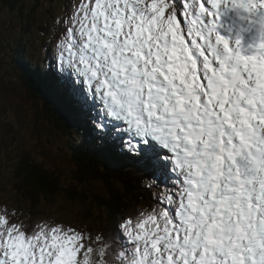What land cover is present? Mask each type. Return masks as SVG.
Wrapping results in <instances>:
<instances>
[{
	"label": "snow or ice",
	"instance_id": "1",
	"mask_svg": "<svg viewBox=\"0 0 264 264\" xmlns=\"http://www.w3.org/2000/svg\"><path fill=\"white\" fill-rule=\"evenodd\" d=\"M229 11L264 0H78L57 21L46 67L151 206L107 243L0 202V264H114L113 244L119 264H264V39L222 35Z\"/></svg>",
	"mask_w": 264,
	"mask_h": 264
},
{
	"label": "rangeland",
	"instance_id": "2",
	"mask_svg": "<svg viewBox=\"0 0 264 264\" xmlns=\"http://www.w3.org/2000/svg\"><path fill=\"white\" fill-rule=\"evenodd\" d=\"M77 3L78 0L76 3L72 0H39L37 5L27 6V8L34 7V11L37 12L34 16L36 22L31 27L30 34L26 33L29 41L27 49L35 59L30 60L25 58L23 52L15 46L18 31L15 34H8L11 25L17 27L19 24L18 13L8 12L0 2V60L3 62L0 68V202L10 208L15 205L13 210L18 211L20 218L26 223L39 218L70 220L80 228L90 231L94 237L99 236L104 239L107 238L105 235L112 232L116 236L120 223H116V227L112 230V225H109L110 210L99 207L97 198L107 196L106 190L108 191L112 185L113 177L128 173L133 176L130 181L135 183V188L132 184L129 191L135 196L136 202L145 198L150 203L142 202L137 207H128L122 214L126 218L130 214L135 215L138 209L150 207L149 194L145 191L147 184L145 171L131 162L103 151L99 148L98 141H95L94 134L85 139L86 144L78 143L77 139L81 136V132L73 120L81 121L77 116H73L72 112L69 114L72 115L73 120L66 115L68 104L57 95L54 101L58 105L57 108H53L55 112L51 108L47 109L48 101H42L40 97L34 96L30 91L32 89L29 90L20 79V74L32 68L29 63L36 65L38 62V66L47 69L48 61L41 58L44 52L41 40L42 38L50 40L48 35L52 36L54 31L63 25L57 24L53 32L49 31V26L70 15ZM28 4L31 5L30 2ZM226 18H231L230 12H226L220 21L222 35L233 39L238 36L243 37V45L250 51L261 41L259 29L258 32L254 30L248 38H244L245 34L241 35L242 32L240 33L236 28V23L230 27L224 26ZM40 26L47 32L39 33ZM7 81L9 84L4 87ZM29 158L39 175H44L46 172L53 173V179L57 178L55 177L57 175L63 185L72 186V201L68 199L69 196L63 194V191H50L48 196L38 191L35 207H31L30 202L15 187L21 180V177L16 176L18 167L28 164L31 173L30 163L26 162ZM22 161H25L24 164ZM42 163L45 166H41ZM61 169L66 175L61 174ZM39 184L40 180L36 186ZM65 186L63 187L67 188ZM116 191L119 192L118 189ZM90 194H93L95 199L91 200ZM77 198H81V201ZM107 239L113 240V235L111 238L108 236ZM113 246L114 251L110 258L116 264L118 260L115 256V248L119 249V247L116 244Z\"/></svg>",
	"mask_w": 264,
	"mask_h": 264
},
{
	"label": "trees",
	"instance_id": "3",
	"mask_svg": "<svg viewBox=\"0 0 264 264\" xmlns=\"http://www.w3.org/2000/svg\"><path fill=\"white\" fill-rule=\"evenodd\" d=\"M28 1L31 3V5L28 4L29 3ZM0 2L3 5L2 7L4 9H7L8 12L18 13V15H19V22L18 23L19 24L17 27L11 25V30L8 31V34H15L18 31V35L16 37L17 40L15 39L16 40L15 46L23 52V54L25 55V58H27V54H29V57L32 58L29 50L27 49V47L29 46V41H27L26 33L30 34V29L34 25V23L36 22V20L34 19V16L37 15V12L34 11V7H28L27 8V6H35V5H37V3H39V0H0ZM72 2L75 3V0H72ZM38 29H39V33H46L47 32L46 29L42 26H40ZM48 37H51V35H48ZM44 39L45 38H42L41 42L45 41ZM47 42H49V41H47ZM47 45L48 44H46V47L49 51L50 47H49V45L48 46ZM48 51L44 55V58L46 60L48 57ZM9 56L11 57V52H10ZM38 74L39 73L37 72V70H27V71H25L24 74L21 75L22 76L21 79L28 86L29 90L32 89L30 91L33 93L34 96L40 97L41 100L43 99L42 101H45V102L48 101V103H49L50 100H52V99H51L49 93L47 92V88L50 89V86L48 85L47 82H44L45 85L41 84L42 86H39V84L36 82L37 78L39 77ZM8 84H9V82L7 81V83L4 84L3 86L4 87L8 86ZM50 92L52 93V89H50ZM53 102L54 103L50 104L52 108H54V107H56V105H58L57 103H55V101H53ZM46 108L49 109L47 106H46ZM53 112H55L54 109H53ZM72 131H71V133H72ZM80 131H81V129H80ZM92 134L93 133L89 128V133L87 135L90 137V136H92ZM72 137H73V135H72ZM85 139H86V137L84 136V132L82 130L81 136L77 139V142L84 145V144H86ZM33 160L35 161V157H33ZM24 162L25 161H22V164H24ZM26 162L30 163L31 173H29L28 164H26L23 167H21V166L18 167L17 171H16V176L21 177V180H20L19 184L17 182L15 187L30 202L31 207H35L36 197L39 194V193H37L38 191H41L40 193L43 192L47 196H48V193H51L54 190H56V192H57V190L63 191L64 192L63 194L69 196L70 198H68V199L72 201V198H73L72 197L73 193H72V189H71L72 186L63 185L62 184L63 182L59 181V179H58L59 177L57 175L55 176L57 178L53 179L52 178L54 175L53 173H47L46 172V174H44V175H41V174L39 175L38 170L35 168V165H34L33 161L31 160V158H29ZM41 166H45V165L42 163ZM51 169L53 170V168H51ZM60 172L62 175L65 174L63 169H61ZM125 177H127V178H125ZM132 177L133 176L128 175V173H124V174L122 173V175H120V176L113 177L112 185L110 186L108 191L106 190L107 196L106 197L103 196L104 198H101V196H99L97 198V203H98L99 207L102 206L103 208L110 210L109 216H110L111 224H109V225L110 226L112 225V230L114 229V227H116V223L120 222L122 217H125L122 214V212L124 210H126L128 207H132V206L136 207L137 205H139L142 202H148L147 199H145V198H142L138 202H136L135 196L133 194L126 195L127 187L131 186L132 184L134 186V184H135V183L130 181L132 179ZM75 179H76V177L73 178V180H75ZM39 180H40V184L38 186H36V183ZM63 186H65L67 188H64ZM59 188H61V189H59ZM134 188H135V186H134ZM116 189H118L119 192H117ZM90 196L92 198L91 200L95 199V196L93 194H90ZM76 197H78V196H76ZM77 199L80 200L81 198H77ZM115 201H116V203H115ZM148 203H150V202H148ZM113 205H117V206H113ZM112 234H113V232H112Z\"/></svg>",
	"mask_w": 264,
	"mask_h": 264
},
{
	"label": "bare ground",
	"instance_id": "4",
	"mask_svg": "<svg viewBox=\"0 0 264 264\" xmlns=\"http://www.w3.org/2000/svg\"><path fill=\"white\" fill-rule=\"evenodd\" d=\"M252 15L253 14H250V13H247V17L248 18H252ZM259 15H264V13H259ZM237 17L240 19V20H244L245 19V16H243L242 14H237ZM234 21L235 20H231L230 22H227L226 23V26L227 27H230L233 23H234ZM224 26H225V20H224ZM260 39L262 40V39H264V37H260ZM49 52H48V57H47V60H49ZM27 57H28V54H27ZM36 65L38 66V62H36ZM51 72H53L52 70H51ZM51 75V74H50ZM39 86H42L41 84H39ZM50 89H54V85H51L50 86ZM60 93H61V91H60ZM50 95V97H51V99L54 101V97H53V95L52 94H49ZM65 98V97H64ZM43 100V99H42ZM49 100V99H48ZM52 100H50V102L48 103V106H49V109L51 108L52 110H53V108L51 107V103H54ZM65 101L68 103V106H69V108H68V111L66 112V115L69 117V118H71L72 120H73V118H72V115L73 116H78V114L76 113V109L74 108V106H73V104L71 103V101H70V99L66 96V98H65ZM25 105V104H24ZM56 105V104H55ZM56 107H57V105H56ZM70 112H72V115L70 116ZM74 122H75V124L78 126V128L79 129H81V131L83 130V132H84V136L86 137V138H88V133H89V128H86V126L84 125L85 123H83V122H79V121H75V120H73ZM80 131V132H81ZM72 185V184H71ZM146 192H148L147 190H145ZM112 235H113V237H115V234L113 233H111V234H108V235H105L107 238H108V236L111 238L112 237ZM107 238H104V239H102L104 242H107V243H111L112 242V240H110V239H107Z\"/></svg>",
	"mask_w": 264,
	"mask_h": 264
},
{
	"label": "water",
	"instance_id": "5",
	"mask_svg": "<svg viewBox=\"0 0 264 264\" xmlns=\"http://www.w3.org/2000/svg\"><path fill=\"white\" fill-rule=\"evenodd\" d=\"M129 187H131V186H128L127 187V192H126V195H131L132 193L129 191ZM133 204V203H132Z\"/></svg>",
	"mask_w": 264,
	"mask_h": 264
}]
</instances>
